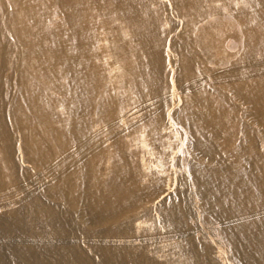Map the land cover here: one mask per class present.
Wrapping results in <instances>:
<instances>
[{
	"label": "bare ground",
	"instance_id": "1",
	"mask_svg": "<svg viewBox=\"0 0 264 264\" xmlns=\"http://www.w3.org/2000/svg\"><path fill=\"white\" fill-rule=\"evenodd\" d=\"M0 264H264V0H0Z\"/></svg>",
	"mask_w": 264,
	"mask_h": 264
},
{
	"label": "rangeland",
	"instance_id": "2",
	"mask_svg": "<svg viewBox=\"0 0 264 264\" xmlns=\"http://www.w3.org/2000/svg\"><path fill=\"white\" fill-rule=\"evenodd\" d=\"M236 52H237V50H236Z\"/></svg>",
	"mask_w": 264,
	"mask_h": 264
}]
</instances>
